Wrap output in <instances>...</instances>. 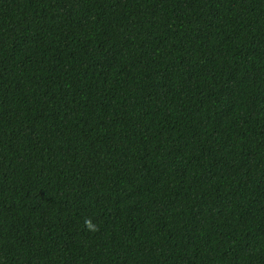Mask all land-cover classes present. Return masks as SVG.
Here are the masks:
<instances>
[{"label":"trees","instance_id":"16d2710c","mask_svg":"<svg viewBox=\"0 0 264 264\" xmlns=\"http://www.w3.org/2000/svg\"><path fill=\"white\" fill-rule=\"evenodd\" d=\"M0 264H264V0H0Z\"/></svg>","mask_w":264,"mask_h":264},{"label":"clouds","instance_id":"9594fccd","mask_svg":"<svg viewBox=\"0 0 264 264\" xmlns=\"http://www.w3.org/2000/svg\"><path fill=\"white\" fill-rule=\"evenodd\" d=\"M85 224H86V226L88 227V229L90 230V231H94L95 230V225H93L90 221H85Z\"/></svg>","mask_w":264,"mask_h":264}]
</instances>
